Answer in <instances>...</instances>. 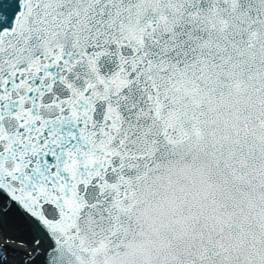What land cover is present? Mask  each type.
<instances>
[{"label": "snow or ice", "instance_id": "obj_1", "mask_svg": "<svg viewBox=\"0 0 264 264\" xmlns=\"http://www.w3.org/2000/svg\"><path fill=\"white\" fill-rule=\"evenodd\" d=\"M0 264H264V0H0Z\"/></svg>", "mask_w": 264, "mask_h": 264}, {"label": "bare ground", "instance_id": "obj_2", "mask_svg": "<svg viewBox=\"0 0 264 264\" xmlns=\"http://www.w3.org/2000/svg\"><path fill=\"white\" fill-rule=\"evenodd\" d=\"M5 227H8L10 229V225L8 224L7 220H5Z\"/></svg>", "mask_w": 264, "mask_h": 264}]
</instances>
